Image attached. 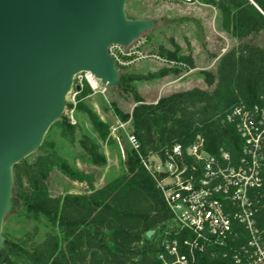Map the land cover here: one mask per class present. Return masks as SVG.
I'll list each match as a JSON object with an SVG mask.
<instances>
[{"label": "trees", "instance_id": "16d2710c", "mask_svg": "<svg viewBox=\"0 0 264 264\" xmlns=\"http://www.w3.org/2000/svg\"><path fill=\"white\" fill-rule=\"evenodd\" d=\"M199 1L216 7L221 30L231 34L239 44L221 57L217 75L201 72L204 83L213 88L211 91L195 88L156 104H146L135 95L130 134L140 143V154L133 149L125 150L124 173L118 179L97 188L93 174L80 171L57 153L42 149L14 167L15 196L42 210L62 233V243L57 235L49 233L35 246L33 254H26L32 264H163L160 257L167 258L163 246L166 237L153 242L154 237L147 238L146 234L170 222L171 214L141 157L160 154L175 143L187 147L201 136L209 154L219 156L227 152L232 163L240 158L243 141L226 116L239 106L264 109V46L248 42L264 33V0ZM160 55L178 59L187 70L196 68L191 54ZM165 73L178 75L179 71ZM118 89H127L124 75ZM89 93L88 89L82 91V96ZM85 113L100 140L106 141L110 127L90 109ZM78 143L94 165H106L98 145L89 136L82 135ZM54 172L84 184L86 192L52 197L49 187ZM257 222L264 227V194ZM230 244L237 247L236 241ZM233 253L230 249H208L197 255L194 264H236ZM9 255V248L2 250L0 264H5Z\"/></svg>", "mask_w": 264, "mask_h": 264}, {"label": "rangeland", "instance_id": "374dc122", "mask_svg": "<svg viewBox=\"0 0 264 264\" xmlns=\"http://www.w3.org/2000/svg\"><path fill=\"white\" fill-rule=\"evenodd\" d=\"M126 13L129 19L154 23L150 31L143 33L126 49H132L139 54H134L126 63L117 62L120 82L124 75L127 89L120 90L118 86L108 88L99 82L100 91L94 92L84 81L81 91L76 94L75 86L79 85V79H75L73 90L67 96L64 113L58 121L65 125L60 126L58 122L53 124L42 146L30 155L39 154L40 149L42 152H55L80 171L93 174L97 188L118 179L124 173L125 150H132L127 134L131 131L135 97H139L146 104H156L163 98L195 88L213 90L204 83L201 72L208 71L217 75L221 57L239 44L231 34L221 30L216 7L199 0L194 5L183 4L178 0H129ZM248 42L263 47L264 33ZM163 52L177 56L191 54L196 68L187 70L178 59L160 55ZM158 57L168 62L165 63ZM167 70H177L179 73L166 74ZM87 89L90 93L83 97L82 91ZM86 109L96 113L110 127V131L118 122L127 124L126 131H107L106 141H101L88 121ZM82 135L89 136L98 145L106 165L96 166L85 155L78 143ZM147 160L152 162L153 158L148 156ZM49 189L52 197L86 192L84 184L72 182L58 172L53 173ZM177 230L176 225L168 222L154 232L151 238L154 237L153 242L159 241L162 236L172 238ZM2 232L4 249L9 248L10 251L5 264H32L25 258L26 254H33L35 246L49 233L57 235L62 243L61 230L50 223L42 210L15 196L14 191L12 209L4 219Z\"/></svg>", "mask_w": 264, "mask_h": 264}, {"label": "water", "instance_id": "95a60500", "mask_svg": "<svg viewBox=\"0 0 264 264\" xmlns=\"http://www.w3.org/2000/svg\"><path fill=\"white\" fill-rule=\"evenodd\" d=\"M128 1L0 0V252L14 167L60 120L75 77L89 73L117 87L120 71L110 48L129 47L153 28L152 21L128 18Z\"/></svg>", "mask_w": 264, "mask_h": 264}, {"label": "built area", "instance_id": "2783aa9c", "mask_svg": "<svg viewBox=\"0 0 264 264\" xmlns=\"http://www.w3.org/2000/svg\"><path fill=\"white\" fill-rule=\"evenodd\" d=\"M178 1L198 4V0ZM126 49L129 47L110 48L116 63H126L139 54ZM75 79H79L80 91L84 81L92 91H100V81L89 73H80ZM80 91L76 90V94ZM226 121L235 126L243 141L236 163H232L227 152L219 156L209 154L201 136L187 147L175 143L160 154L150 155L152 162L141 157L162 193L171 214L170 222L178 228L172 238L166 237L163 242L167 255L160 257L163 264H194L198 254L215 248L233 251L236 264H264V227L257 222L264 194V109L235 107ZM126 125L118 122L111 127V133L126 131ZM127 138L131 148L140 154L136 137L128 133ZM182 235L186 237L179 238ZM231 241H236L237 247Z\"/></svg>", "mask_w": 264, "mask_h": 264}, {"label": "bare ground", "instance_id": "6f19581e", "mask_svg": "<svg viewBox=\"0 0 264 264\" xmlns=\"http://www.w3.org/2000/svg\"><path fill=\"white\" fill-rule=\"evenodd\" d=\"M88 79L90 80V82H92V84H94V80H92V78L88 75Z\"/></svg>", "mask_w": 264, "mask_h": 264}]
</instances>
